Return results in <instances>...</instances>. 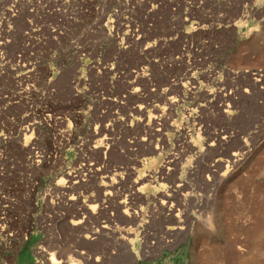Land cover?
<instances>
[{
  "label": "rangeland",
  "instance_id": "obj_1",
  "mask_svg": "<svg viewBox=\"0 0 264 264\" xmlns=\"http://www.w3.org/2000/svg\"><path fill=\"white\" fill-rule=\"evenodd\" d=\"M0 19V209L20 236L0 264H264L229 217L264 183V78L241 74L264 67V0H0Z\"/></svg>",
  "mask_w": 264,
  "mask_h": 264
},
{
  "label": "bare ground",
  "instance_id": "obj_2",
  "mask_svg": "<svg viewBox=\"0 0 264 264\" xmlns=\"http://www.w3.org/2000/svg\"><path fill=\"white\" fill-rule=\"evenodd\" d=\"M1 20V19H0ZM2 21V20H1ZM0 46H5L4 44V39L0 40ZM30 73V71H29ZM238 73V72H237ZM239 74V73H238ZM241 74H243L244 76L250 78V79H254L255 81H258L260 82L261 81V78H264V67L261 68V69H256V70H245L243 71V73L241 72ZM240 74V75H241ZM138 111V110H137ZM140 111V110H139ZM225 113L227 114V111H225ZM27 130L29 131V128H27ZM228 142V141H227ZM233 149V148H232ZM260 150V149H259ZM155 152V151H154ZM152 151V153H154ZM156 153V152H155ZM230 155V159L231 160H236V161H239V158L242 157V154L241 152H232V154H229ZM262 160V159H261ZM235 161V162H236ZM217 162L219 163H222L223 162V159H219ZM257 162V161H256ZM178 164V159H174V160H171L170 162L167 163L166 167L167 169H170V167L172 166H176ZM260 169L264 168V161H261L260 164L258 165ZM169 167V168H168ZM218 167H221V165H217L215 166V168H218ZM166 169V170H167ZM210 169V168H209ZM260 169H258L260 171ZM211 170V169H210ZM263 170V169H262ZM168 171V170H167ZM170 171V170H169ZM212 171V170H211ZM256 171V170H255ZM164 172V171H163ZM210 172V171H209ZM214 172V171H213ZM212 172V173H213ZM258 172V171H257ZM259 175V174H258ZM72 176V175H71ZM224 176V175H223ZM74 177V176H73ZM72 177V179H73ZM252 177V175H251ZM249 177L248 179H245V197L243 198V203L240 204L239 208H234L236 206H238L237 204H234L236 206H234V210H232V212L229 214V217H230V220H231V224H230V229H231V232H234L235 234H243V235H246V242L249 244V245H252V246H259V245H264V183H261V182H253V179H255V177L251 178ZM70 178V177H69ZM71 179V180H72ZM252 181V187L249 188V183ZM71 182V181H70ZM177 182V181H176ZM243 182V181H242ZM76 184H78L77 182H75ZM142 183V178L139 177L137 178V180L135 181L134 183V186L135 188L137 189V193H141V190L139 188L140 184ZM175 183V182H174ZM75 184V185H76ZM74 185V184H73ZM106 185V184H105ZM177 186H175V189L174 190H170L169 192L167 193H163L161 196V198L163 199L162 203H161V210L163 211V215H164V212L167 213V214H173L176 212V209L178 208V204L176 206L173 204V198L174 197H178V198H183V199H189V193H186V186L180 182L179 184L176 183ZM251 185V183H250ZM243 186V185H242ZM71 187V186H70ZM138 187V188H137ZM68 189V188H67ZM70 189V188H69ZM69 191V190H68ZM103 193V192H101ZM244 193V191H243ZM109 194H107L108 196ZM70 196V195H69ZM68 196V197H69ZM73 197V196H71ZM75 198V197H74ZM74 198H71V200H75ZM67 200V198H66ZM70 199H68L67 201L69 202ZM106 200V199H105ZM108 201V200H107ZM241 201V202H242ZM87 202V201H86ZM235 202V201H234ZM232 202V203H234ZM239 202V201H238ZM16 204V203H15ZM72 205L75 203L72 202L71 203ZM71 207V205H69ZM159 206V207H160ZM182 206V205H181ZM68 207V206H67ZM82 207H87V205H82ZM81 207V209H82ZM101 207V206H100ZM2 208V207H1ZM92 208H96V207H92ZM98 208V207H97ZM88 209V208H87ZM99 209V208H98ZM179 209V208H178ZM241 209V210H240ZM12 210L13 208L11 207H8V206H4L2 209H0V248L2 249L3 245L7 242H6V237L7 236V231H12V234H10V239L11 241L14 242V240H17L18 237H20L16 232L13 231L12 229V226L19 220L17 217L14 216V213H12ZM80 210V209H79ZM93 210V209H92ZM85 211V210H84ZM179 212V210H178ZM188 212V210H187ZM95 213V212H94ZM93 213V214H94ZM127 213V212H126ZM16 214V213H15ZM166 214V215H167ZM179 214V213H178ZM182 214H185L182 213ZM190 214V213H187V215ZM17 215H20V214H17ZM186 215V216H187ZM21 216V215H20ZM86 216V215H85ZM165 216V215H164ZM173 216V215H172ZM172 216H170L172 218ZM175 216V215H174ZM183 216V215H182ZM23 217V216H22ZM130 217V216H129ZM132 217V216H131ZM130 217V218H131ZM138 217L139 216H134V220H138ZM169 217V216H168ZM176 217V216H175ZM245 217H248V220L250 221L249 225L248 226H242L240 224H238L241 219L245 218ZM24 218V217H23ZM169 218V219H171ZM174 218V217H173ZM178 218V221H179V224L182 225L183 224V221L181 220V218L183 217H176ZM185 218V216H184ZM168 219V221H170ZM187 219V217H186ZM189 219V217H188ZM167 220V218H166ZM165 220V221H166ZM184 220V219H183ZM78 221V220H77ZM176 221V220H174ZM173 221V222H174ZM187 221V220H186ZM21 222V220H20ZM134 222V221H132ZM78 223V222H76ZM176 223V222H175ZM230 223V222H229ZM178 224V223H176ZM179 227H170L167 229L168 232L167 234L171 235L173 233H175L177 230H184L186 229L184 226H180ZM15 226V225H14ZM73 226V225H72ZM75 226V225H74ZM178 226V225H177ZM20 227V226H19ZM181 227V228H180ZM21 229V228H20ZM18 230V231H21V230ZM104 230V229H103ZM10 231V232H11ZM20 233V232H19ZM23 234V233H22ZM96 234V233H95ZM94 234V235H95ZM93 235V234H92ZM174 235V234H173ZM177 235V234H176ZM28 236L26 235L24 237L27 238ZM93 237V236H92ZM90 237V240L91 238ZM86 238L89 239V235L86 236ZM94 238V237H93ZM8 239V238H7ZM12 243V242H11ZM131 243V242H130ZM20 244V243H19ZM6 247V246H5ZM46 247V246H45ZM232 249V248H231ZM47 250V249H45ZM43 253H46V251H44V248H40V252H38V254H43ZM51 257V261H52V264H58L60 262H57V260H55V257L53 256V254L50 256ZM44 259V258H43ZM227 259V260H226ZM226 261H227V264H243V260L239 257H237L234 252L232 250H229L228 253H227V257H226ZM225 261V262H226ZM62 264V262H61ZM71 264H76L75 261H71Z\"/></svg>",
  "mask_w": 264,
  "mask_h": 264
}]
</instances>
